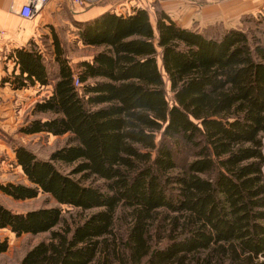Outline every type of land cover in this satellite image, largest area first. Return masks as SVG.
<instances>
[{
	"label": "trees",
	"instance_id": "trees-1",
	"mask_svg": "<svg viewBox=\"0 0 264 264\" xmlns=\"http://www.w3.org/2000/svg\"><path fill=\"white\" fill-rule=\"evenodd\" d=\"M259 16L251 28L215 24L210 33L164 11L155 25L142 7L105 11L78 24L80 41L98 50L76 70L54 35L52 91L31 109L50 116L20 132L68 134L66 142L46 159L15 146L28 184L0 191L94 211L70 226L59 206L14 212L0 203V228L49 233L19 264H264ZM9 57L15 65L2 82L50 83L34 45ZM7 247L0 240V253Z\"/></svg>",
	"mask_w": 264,
	"mask_h": 264
},
{
	"label": "rangeland",
	"instance_id": "rangeland-1",
	"mask_svg": "<svg viewBox=\"0 0 264 264\" xmlns=\"http://www.w3.org/2000/svg\"><path fill=\"white\" fill-rule=\"evenodd\" d=\"M58 1L61 2L55 4L56 6L52 3L47 9H45L41 14V19L37 18V13L31 20H27V24L30 28L28 36L30 37L24 43V46L27 45L31 47L34 45L36 49L42 52L51 78L54 77L57 70V64L54 60V35L58 38L64 56L75 70L77 63L81 58L90 57L93 54L95 48L84 45L80 41L78 34V24L86 21L84 20V17L87 16L85 15L86 11L94 9L96 12L114 11L115 13H127V11H132L133 6L140 4L148 12L150 21L153 25H155L157 13L163 11L160 8L161 5L156 3L155 0H88V2L82 7L71 6L66 0ZM196 1L201 2V5L203 6L204 3L215 4L219 0ZM130 2H132V4H130ZM140 5L138 6L141 7ZM211 10L212 12L217 11L215 8H211ZM96 12L94 14H96ZM197 12L198 11H195L189 16L191 17L194 15V17H191L187 22V26L189 28L197 27L201 30L212 27L209 29V31H211L210 33H212L216 29L214 26L217 25L215 24H221L225 28H251L253 21L260 19L259 15H261V17L264 15V5L261 9L255 12H248L240 15L236 21L219 19L207 21L205 19L217 16L214 14H207L209 11L205 13V16L199 14V18L205 19L196 20ZM89 15H91V13ZM211 24L213 26H208ZM7 59H3L2 63L3 61H7ZM51 91L52 90L49 87L46 88V86L41 89V99ZM38 95L39 92L33 94V99L30 100L28 104L24 102L23 104L15 103L13 128L8 132L3 131L2 133L3 140L7 144V151L4 150L0 153V164L3 163V166L0 168V183L13 182L28 184L21 168L16 165L13 151L15 146L23 145L32 151L38 158L46 159L54 149L62 146L66 142L68 134L56 136L47 132H38L34 134H24L20 132V128L32 119L50 116V114L47 113H39L35 115L31 113L34 100L39 98ZM38 100H40V98ZM0 203L14 212H25L40 207L59 206L62 209L63 214L62 224H68L70 226L80 222L85 216L94 211L93 209L80 210L67 205H60L50 195L44 193H39L36 197L30 199H13L0 191ZM48 236V232L35 235L22 234L16 236L10 232L9 229L0 228V240L6 239L8 243L6 251L0 253V264H19L21 258L30 247L41 240L47 239Z\"/></svg>",
	"mask_w": 264,
	"mask_h": 264
},
{
	"label": "crops",
	"instance_id": "crops-1",
	"mask_svg": "<svg viewBox=\"0 0 264 264\" xmlns=\"http://www.w3.org/2000/svg\"><path fill=\"white\" fill-rule=\"evenodd\" d=\"M155 1L156 3L161 5L160 8L165 13H167L173 21H175L178 25L183 27H188L187 22L191 17H194V15H192L191 17L189 16L195 11H198L196 15L197 16L196 20L205 19V18H199V14L200 15L203 14V16H205V13L209 11V13L207 14L210 15L214 14L217 16H215L214 18L210 17L208 19H205L207 21L214 19L225 20V21L226 20L236 21L240 15L248 12H255L261 9L264 5V0H219L215 4L204 3L203 6L201 5V2H198L196 0H155ZM23 2L24 0H0V28L6 30L7 32L6 38L0 40V153H2L4 150L7 151V144L3 140L2 133L3 131L8 132L13 128L14 118H15V113H14L15 103L23 104L24 102L28 104V102L33 99V94L37 92H39L38 97L41 99V89L45 87L36 84L28 88L14 89L9 81L2 82L3 78L9 76L12 73V70L15 65L14 58L9 57L12 49L24 46V43L30 37L28 36L30 33V28L27 24L28 21L26 19L21 18L17 14L18 9ZM60 2L58 0H49L46 4H44L40 8V11L37 14V18L41 19V14L52 3L53 5H55ZM132 2H130V4H132ZM138 5L140 4L133 6V8L139 7ZM140 6L142 7V5ZM211 8H215V10L217 11L212 12ZM95 12L96 11L94 9L86 11L85 15L87 16L84 17V20L91 19L96 15H99L105 11L96 12V14H94ZM129 12L131 11H127V13ZM90 13L91 15H89ZM90 47L92 48V46ZM97 50L98 49L95 48L93 54ZM92 55L90 57H83L81 58V60L83 59L88 60L92 57ZM5 58L7 59V61L5 62L3 61L2 63V60ZM15 72H17V69L15 70ZM56 74H57V70L53 78H51L50 76V83L46 85V88L49 87L52 90V85L55 81ZM50 93L51 92H49V94ZM39 98L34 100V103ZM2 166L3 163L0 164V168Z\"/></svg>",
	"mask_w": 264,
	"mask_h": 264
},
{
	"label": "built area",
	"instance_id": "built-area-1",
	"mask_svg": "<svg viewBox=\"0 0 264 264\" xmlns=\"http://www.w3.org/2000/svg\"><path fill=\"white\" fill-rule=\"evenodd\" d=\"M49 0H24L20 5L17 14L26 20H31L39 11L40 8L46 4ZM69 5L74 7L84 6L88 0H66ZM6 30L0 28V40L6 36ZM75 85H78V81L75 80Z\"/></svg>",
	"mask_w": 264,
	"mask_h": 264
}]
</instances>
